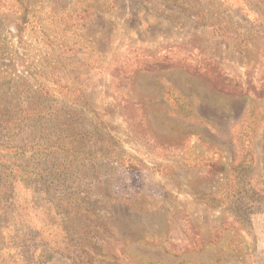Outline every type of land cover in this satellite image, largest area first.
I'll return each mask as SVG.
<instances>
[{
	"label": "rangeland",
	"instance_id": "rangeland-1",
	"mask_svg": "<svg viewBox=\"0 0 264 264\" xmlns=\"http://www.w3.org/2000/svg\"><path fill=\"white\" fill-rule=\"evenodd\" d=\"M42 1L0 0V264H264V96H216L181 72L138 73L124 89L115 76L125 57L188 43L264 89V0L258 17L244 0H67L98 10L17 37ZM195 6L228 16L223 39L194 26ZM125 97L167 123L135 133L115 107ZM173 125L181 146H159L152 130ZM122 150L144 166L107 158ZM200 239L201 252L174 257Z\"/></svg>",
	"mask_w": 264,
	"mask_h": 264
},
{
	"label": "trees",
	"instance_id": "trees-1",
	"mask_svg": "<svg viewBox=\"0 0 264 264\" xmlns=\"http://www.w3.org/2000/svg\"><path fill=\"white\" fill-rule=\"evenodd\" d=\"M166 1L171 2V0ZM225 1L226 0H224L223 3H225ZM244 1V6H247L250 9H246V11H249L254 16H257V13L254 12L250 7L253 6L252 3L260 2V0ZM68 2L69 1L67 0H43L41 3L43 5V8L39 9V17H37L36 14H33L31 10H25L22 18L20 17V19H18V23H16V36L19 37L20 35H22V31L24 30V28H26L27 25L32 26L34 23L38 24V22H46L45 26L48 25V21H50L49 25H54L61 22L62 25L60 26L64 25V29L69 30L70 28L74 27L71 24L72 22L74 23L76 20H78V18L83 19L88 15H94V13L87 14V12H89L90 10H98L93 5L82 7L77 3L71 2L70 4H68ZM187 10L189 11L192 18H195L196 20L194 26H196L197 28H205L223 39L222 33L227 30L229 25V21L227 19L228 16L221 17V20H219V18L216 20L214 17H219V13L216 12L210 14V12L207 9H204L203 6H195L192 7V9ZM31 19L33 21H31ZM255 23L256 21H252V25H254ZM53 28H58V26L55 25V27ZM222 42L228 45L227 47H229L230 43H228L225 39L222 40ZM194 50L195 48L192 47L191 44L180 43L178 45L166 46L163 50H161L160 52H155L154 54L147 53L146 56L142 57L141 60H138L136 56L125 57L124 61H126V63L120 65V67L116 66L117 74L115 76L117 85L121 89H124V87H126L127 85H132V81L138 73L161 74L169 72H181L186 80L196 81L200 83L216 96L238 99L254 92L256 98L261 99L264 96L263 88L254 89V87L251 86L252 80L250 77L249 80L243 84L223 73V71L219 67V64L216 63L215 60L207 59V57L203 56L202 54L194 52ZM127 64H129V66H127ZM126 69H129L128 72H126ZM130 90H134L133 86ZM181 97V100H185V103L187 99L185 97L183 98V96ZM150 103L151 102L146 104L142 99H139L138 101H132L129 98L125 97V99H121L118 101L116 100L115 107L118 109L119 115L124 123L129 125V127L132 128L135 133L139 130L143 133H146V131L149 132L150 128H153L156 124H159L162 127V125H165L167 123V118L160 117L159 114L157 115L156 113V110L160 106ZM183 105L185 106V104ZM175 106L179 107L180 111H183L184 106H181L177 103L175 104ZM169 115L173 116L174 112H169ZM9 118L10 117H8L7 115L3 116L4 124H13L14 120ZM152 132L154 134H157L155 139L159 146L173 147L176 149L181 146V142L179 141L180 137L176 136V138L178 137V139L172 137L173 132L177 134L183 133V130L178 126H171L169 128V133L164 134L163 136L154 132V130H152ZM247 146L249 149L252 148V143L247 142ZM107 154V158H113L115 162L120 164L128 173L136 172L144 166L142 162L138 161L132 155L125 153L123 150L120 151V153H114L113 155H109V152H107ZM209 168L212 172L211 174L219 175L226 173V169L222 164H212L209 166ZM124 202L126 206L132 207L127 201ZM195 236L199 237V234H195ZM173 247L176 248V246ZM204 248H206L204 245V241H201L200 239L199 242H197L196 244L194 243L189 248L178 246L176 248V255L174 257L187 255L190 253H198L201 252ZM81 254L89 256L88 253L84 251L83 253H80V256ZM72 262L74 264H96L92 261L85 262L81 259H77V257H74V259H72ZM97 264L103 263L98 262Z\"/></svg>",
	"mask_w": 264,
	"mask_h": 264
},
{
	"label": "crops",
	"instance_id": "crops-1",
	"mask_svg": "<svg viewBox=\"0 0 264 264\" xmlns=\"http://www.w3.org/2000/svg\"><path fill=\"white\" fill-rule=\"evenodd\" d=\"M262 244H264V243H262ZM264 246V245H263ZM262 246V248L261 249H264V247Z\"/></svg>",
	"mask_w": 264,
	"mask_h": 264
}]
</instances>
